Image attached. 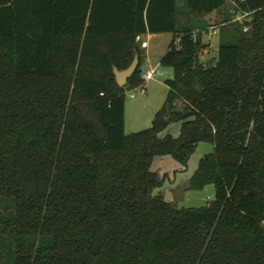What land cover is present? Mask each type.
Listing matches in <instances>:
<instances>
[{"label": "trees", "instance_id": "trees-1", "mask_svg": "<svg viewBox=\"0 0 264 264\" xmlns=\"http://www.w3.org/2000/svg\"><path fill=\"white\" fill-rule=\"evenodd\" d=\"M239 1L0 0V264H264V0ZM219 12L207 68L204 18ZM146 34L172 35L159 66L173 78L149 128L125 135ZM135 56L119 88L112 68ZM201 143L213 151L189 190L213 199L153 196L154 158L185 169Z\"/></svg>", "mask_w": 264, "mask_h": 264}, {"label": "rangeland", "instance_id": "rangeland-1", "mask_svg": "<svg viewBox=\"0 0 264 264\" xmlns=\"http://www.w3.org/2000/svg\"><path fill=\"white\" fill-rule=\"evenodd\" d=\"M222 13H216L210 19H204L207 24L213 25L222 18ZM207 29L201 34V41L207 45L215 46L218 42L217 37H209ZM164 49V47H162ZM163 51V50H162ZM161 50L154 49L150 54V59L155 64L158 54ZM212 54L208 56L199 55L201 62H206L213 59ZM156 71L162 73L161 77H154L152 81L145 85V95L140 96L139 89L125 90L124 92V127L125 135L138 133L149 128L153 116L162 107L166 97L167 88L164 85L165 81L173 78L171 69L162 68L157 65ZM134 93V98L130 99L129 94ZM178 132V125H170L161 136L171 135L175 137ZM213 151L212 145L207 143L198 144L190 156L186 168L181 167L177 162L169 157L154 158L151 164V172L157 174L159 177H164L162 187L153 192V196H159L164 201L169 203L175 209L180 208H200L205 206L213 199L214 189L213 186H206L200 191L189 190L190 179L197 169L199 161L206 155L211 154ZM264 228V226H263Z\"/></svg>", "mask_w": 264, "mask_h": 264}, {"label": "crops", "instance_id": "crops-1", "mask_svg": "<svg viewBox=\"0 0 264 264\" xmlns=\"http://www.w3.org/2000/svg\"><path fill=\"white\" fill-rule=\"evenodd\" d=\"M215 14L216 13L206 16L204 19L205 20L207 18L210 19L213 16H215ZM214 37L218 38V42L214 47L211 46V42L209 45L203 43V45L206 46V49L202 52L203 56H208L212 54L215 57L216 50H217L218 43H219V35L217 34ZM171 39H172L171 34H157V35L146 34V35H141L136 38V42L139 45V48L141 51V57H142L141 72L157 68V65H159L160 58L166 53L167 47ZM162 47H164V49H162ZM154 49L161 50V53L158 54V58L156 59L155 64H153L152 60L150 59V54L151 52H153Z\"/></svg>", "mask_w": 264, "mask_h": 264}, {"label": "built area", "instance_id": "built-area-1", "mask_svg": "<svg viewBox=\"0 0 264 264\" xmlns=\"http://www.w3.org/2000/svg\"><path fill=\"white\" fill-rule=\"evenodd\" d=\"M243 0L239 1V4H242ZM233 6H237L235 3H232ZM232 17L230 20V23L237 25L242 33H246L249 30L250 27V23L252 21L251 16L252 13L250 12H242L240 10H237L235 12H231ZM220 25L218 24H213L211 26L208 27L207 29V34L209 37L212 36H216L218 34V30H219ZM161 73L156 71V69H151L148 71H143L141 72L140 75V80H141V85L139 87V89L134 90V92L138 91V94L140 96H144L145 95V85L152 81V79L154 77H161ZM129 98L133 99L134 98V93L129 94Z\"/></svg>", "mask_w": 264, "mask_h": 264}, {"label": "water", "instance_id": "water-1", "mask_svg": "<svg viewBox=\"0 0 264 264\" xmlns=\"http://www.w3.org/2000/svg\"><path fill=\"white\" fill-rule=\"evenodd\" d=\"M215 58H217V53L215 54ZM138 66V58L135 56L130 64V66L124 71H117L115 68H112V73L116 82V85L119 88L124 87L126 81L134 74ZM206 67L211 68L210 61H206Z\"/></svg>", "mask_w": 264, "mask_h": 264}]
</instances>
